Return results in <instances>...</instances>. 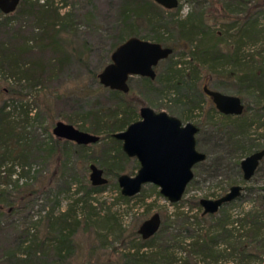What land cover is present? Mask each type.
Returning <instances> with one entry per match:
<instances>
[{
  "label": "trees",
  "instance_id": "1",
  "mask_svg": "<svg viewBox=\"0 0 264 264\" xmlns=\"http://www.w3.org/2000/svg\"><path fill=\"white\" fill-rule=\"evenodd\" d=\"M189 1H194L198 6V1L206 0ZM216 1L219 3V19L230 21L224 31L217 36L204 24L200 14L190 13L183 19L174 21L171 17H166L170 14L169 10L162 9L150 0H120L117 4L114 28L119 44L129 37H135L133 35L136 33L137 25L148 27L151 33L148 41L168 47L172 53L180 46L186 50L180 53V56L188 58V62H179V64L171 62V53L163 60L166 68L161 76L159 73L153 80L140 78L145 88L160 93L173 90L176 94L180 90H186L189 92L191 108H194L200 96L195 81L202 73L205 79L224 78L234 81L238 86L236 94L246 95L255 105L260 106L264 104V22L260 21V16L264 18V11L258 8L256 0H251L253 5L249 6L252 7H247L250 2L247 0ZM53 2V0H21L13 13L8 15L0 13V78L11 80L10 87L6 89L9 97L0 101V186L9 184L16 188L17 181L28 174L30 161L49 163L54 160L60 173H69L67 176H59L62 185L60 191H68L76 179L70 167L68 168V158L64 152L66 145L74 149L73 153L77 159L83 162L82 167L85 168L87 163L94 164L103 171L104 176L110 178H116L120 172H123V163L128 160L121 151L120 142L111 135L134 122L136 109L141 104L136 99H129V92L108 90L111 97L110 108L90 111L87 113L88 125L81 124L77 128L99 136V141L93 144L98 145L96 155L85 156L88 145L78 146L54 138L41 122L38 123V127L44 131L45 139L35 133L36 127L33 125L38 114L32 113L33 107L25 99L26 95L23 91L34 89L40 84L46 65L36 59L27 61L25 58L29 55L33 57V54L45 48L55 50L58 46L57 35L60 31L58 27L67 14L60 15L58 11L60 8L55 7ZM242 11L243 17L239 18L238 13ZM26 32L29 34L28 37L23 36ZM171 33H175L174 44L163 37ZM247 46L252 51L245 53L243 51L248 49ZM161 62L157 66H160ZM218 85L215 84L211 90L217 91ZM260 109L262 108L258 107V110ZM244 110H248V107H243ZM213 111L220 116L221 121H226L224 124L216 123V130L219 125L221 126L220 133L227 148L224 152L225 156L232 158L236 153L242 154L245 151L246 133L254 123L253 118L243 117V111L239 116L221 115L216 110ZM69 122L73 123L70 120ZM261 126L258 124L254 128ZM197 128V132H200L199 127ZM260 137H264V134ZM252 146L249 144L248 148ZM255 147V151L264 149V143ZM217 161L216 168L221 165L220 160ZM261 165L264 166V157L258 164ZM105 186L106 184L91 186L89 183V186L83 189L77 188L75 194L78 197L73 198L64 211L59 212L57 216L53 215L52 211L45 215L44 232L41 235L40 232L29 235L26 229L21 230L14 246L1 253L0 264H57L71 253L73 239L78 233L83 234L84 231L93 229L97 234L95 228L101 224L106 231L104 236L111 235V231L119 227L114 218L115 213L107 209L103 215H98L92 212L91 205L96 202L92 196L100 193ZM142 192L141 188L139 194ZM155 193L158 196V193ZM4 196L3 191H0V208L9 205ZM137 196L138 194L126 198L117 192L116 199L127 203ZM231 202L224 205H230ZM169 205L175 206V203ZM223 206L217 211L220 213L219 218L213 221L204 235L197 231L188 234L184 228L185 218H181L179 214H175L172 220L166 216L160 222L157 233L149 239L142 240L136 231H132L129 236L130 242L134 240L136 243L133 245L129 243V246L118 252L116 262L174 264L176 259L172 250L181 245L183 249L187 247L192 264H216L230 261L236 256L243 261L250 255L243 252L241 242L232 235L235 229L228 226L233 222L220 212ZM258 208L253 209L252 214L246 216L248 221L238 227V230L246 229V232L250 233V238H255L264 224V216H262L264 209L261 205ZM201 216L212 218L213 214ZM242 220L244 219H239L237 222ZM182 232L186 235L181 236ZM239 237L241 236L237 239ZM219 246L222 248L219 249ZM183 264L191 263L188 259L183 260Z\"/></svg>",
  "mask_w": 264,
  "mask_h": 264
},
{
  "label": "rangeland",
  "instance_id": "2",
  "mask_svg": "<svg viewBox=\"0 0 264 264\" xmlns=\"http://www.w3.org/2000/svg\"><path fill=\"white\" fill-rule=\"evenodd\" d=\"M53 1V5L60 8L58 10L60 15L67 14V17H64L60 22L61 26L58 27L60 30L57 35L58 46L55 50L45 48L38 51L37 54H33V57L29 55L25 58L27 61L36 59L46 65L45 74L40 84L34 89L23 91L26 95L25 99L33 107L32 113L38 114L33 125L36 127L35 133L38 137L41 135L40 138L43 139L46 135L42 128L38 127L39 122L51 134V128L57 121L79 128L81 124L88 125L87 113L90 111L110 108L111 97L108 94V89L99 85L96 75L109 62L111 52L120 42L114 29L117 19V4L120 0ZM177 1V7L169 10L170 14L166 15L174 21L183 19L190 13L200 14L204 24L216 36L222 33L225 26L230 23L229 20L219 19V3L216 0L198 1V6L194 1ZM247 1H250L247 7H252L249 6L253 5L252 1ZM256 1L258 8L264 11V0ZM62 6L64 7L62 8ZM238 17H243V11L238 13ZM260 17V21L263 23L264 18ZM135 30L136 33L133 36L148 41L151 35L148 27L136 25ZM28 35L26 32L23 36L28 37ZM166 35L163 37L174 44L175 33ZM257 47L260 48V46ZM246 48L248 49L243 52L252 51L248 46ZM182 52H186V50L181 46L176 47L170 58L171 62H178V64L179 62H188V58L180 56ZM165 68L166 65L163 61L160 66L154 68L155 75L160 73L161 76ZM204 76L201 73L195 81V87L200 96L197 98L198 102L195 103L194 108H191L189 92L186 90H180L178 94L173 90L160 93L145 88L140 77L128 79V98L138 100L141 104L139 107L146 106L155 112L163 111L177 118L181 124L189 122L199 127L200 132L195 135V147L197 151L206 155V159L193 167L192 181L186 186L181 199L175 203V206L169 205L159 194L157 196L155 193L157 188L150 184L144 185L143 192L138 193L137 197L123 203L116 199V194L119 192L116 178H110L103 174L107 183L100 193L92 196L93 199H96V202L91 204L92 212L103 215L109 209L111 213H115L114 218L119 227L115 228L117 230L111 231V235L107 237L104 236L106 231L101 224L95 228L97 234L93 229H88L83 234L78 233L73 239L71 253L57 264H118L116 262L117 253L129 246V243L130 245L136 243L134 240L130 242V233L136 231L141 222L153 213L159 215L160 222L166 216L172 220L175 214H179L181 218H185L184 228L188 234L191 231H197L204 235L213 221L219 218L220 213L216 212L212 218L201 216L198 200L216 199L234 185L242 188L239 197L233 200L230 205H224L220 212L233 222L228 227H234L232 235L241 242L243 252L250 256L243 261L236 256V258L232 257L230 261H221L216 264H264V224L255 238H250V233H247L246 229L239 228L238 230L240 224L248 221L246 216L249 213L252 214L253 209H259L260 205L264 209V166H258L248 181L242 180L238 166L240 160L255 152L256 145L260 146L264 143V137H260L261 134H264V104L257 106L246 95L236 94L238 86L234 81L224 78L205 79ZM10 83L11 80L0 78V101L9 97L6 89L10 87ZM204 84L208 89L219 84L216 89L218 92L238 96L243 107H248V110L243 111L242 116L253 118L254 123L246 133L245 151L242 154L236 153L232 158L225 156L224 152L227 148L224 146L220 133L221 126L219 125L216 130V123L224 124L226 121H221L220 116L213 111L215 109L210 99L202 93L201 89ZM258 107L262 109L258 110ZM138 108L134 121L139 118ZM69 120L73 123H70ZM258 124L262 126L254 128ZM249 144L253 145L250 149L248 148ZM65 147L68 168L70 167L71 173L76 179L68 191H60L62 185L59 176H67L69 173H60L57 170V162L54 160L49 163L38 160L30 161L28 174L17 181L16 188L9 184L0 186V191H3L9 204L0 208V256L3 250H9L14 246L21 230L26 229L29 235L38 232L41 235L44 232L45 215L52 211L53 215L57 216L59 212L67 208L73 198L78 197L75 194L77 188L83 189L89 186L88 163L85 168L82 167L83 162L77 159L73 153L74 149L70 145ZM97 152L98 145H88L84 154L90 157L96 155ZM218 159L221 165L216 168ZM123 167V172L119 174L133 176L138 164L135 159L128 158L123 163ZM239 219L244 220L237 222ZM185 235L186 233H181V236ZM238 236L241 237L237 239ZM218 248L221 249L222 246ZM172 253L176 259L174 264H183V260L188 259L191 264L193 262L190 260L187 247L186 249H183L182 245L174 247Z\"/></svg>",
  "mask_w": 264,
  "mask_h": 264
},
{
  "label": "water",
  "instance_id": "3",
  "mask_svg": "<svg viewBox=\"0 0 264 264\" xmlns=\"http://www.w3.org/2000/svg\"><path fill=\"white\" fill-rule=\"evenodd\" d=\"M21 0H0V13L11 14ZM164 10L177 7V0H150ZM172 53L168 47L137 37H129L111 52L109 62L96 75L99 85L120 93L128 92L127 81L132 77L153 80L154 68ZM202 93L210 99L214 109L221 115L239 116L243 104L239 97L226 95L202 86ZM137 121L111 137L120 142L122 153L133 158L138 168L133 176L119 174L116 184L122 197L130 198L141 188L150 184L169 204L177 203L192 180L193 167L205 159V155L195 148V135L198 128L192 123L181 122L163 111L155 112L149 107L138 109ZM51 135L78 146L93 145L99 136L81 131L74 126L57 121L51 128ZM264 157V149L255 151L239 161L241 178L248 181ZM91 186L107 183L103 171L94 164L87 167ZM241 187L230 186L216 199H199L201 215L215 214L221 206L239 197ZM160 227V218L153 213L141 222L136 233L142 240L155 235Z\"/></svg>",
  "mask_w": 264,
  "mask_h": 264
},
{
  "label": "flooded vegetation",
  "instance_id": "4",
  "mask_svg": "<svg viewBox=\"0 0 264 264\" xmlns=\"http://www.w3.org/2000/svg\"><path fill=\"white\" fill-rule=\"evenodd\" d=\"M138 119H139V118H138ZM136 121H137V120H136ZM197 133H198V132H197ZM197 133H196V134H197ZM195 148H196V147H195ZM201 153H202V152H201ZM203 154H204V153H203ZM204 155H205V154H204ZM205 159H206V155H205ZM205 159H204L202 162H204ZM202 162H199V163H197V164H200V163H202ZM137 164H138V163H137ZM197 164H196V165H197ZM188 184H189V183H188Z\"/></svg>",
  "mask_w": 264,
  "mask_h": 264
}]
</instances>
